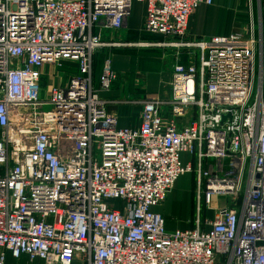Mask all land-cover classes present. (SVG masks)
<instances>
[{
    "label": "built area",
    "instance_id": "1",
    "mask_svg": "<svg viewBox=\"0 0 264 264\" xmlns=\"http://www.w3.org/2000/svg\"><path fill=\"white\" fill-rule=\"evenodd\" d=\"M136 2L144 31L201 58L173 67L170 100L145 101L132 129L93 89L92 56ZM203 4L212 0H0V264H264L263 42L255 22L247 38L186 41ZM66 62L78 74L43 101V70ZM115 79L107 59L101 88ZM195 170L199 211L225 200L208 230L169 232L153 208Z\"/></svg>",
    "mask_w": 264,
    "mask_h": 264
},
{
    "label": "crops",
    "instance_id": "2",
    "mask_svg": "<svg viewBox=\"0 0 264 264\" xmlns=\"http://www.w3.org/2000/svg\"><path fill=\"white\" fill-rule=\"evenodd\" d=\"M137 13V16H134ZM146 8L142 3H134L129 18L124 26L117 31L103 32L105 46L98 48L92 56V87L105 103L107 111L115 115L121 128L138 129L141 124L143 104L147 100H159L168 103L171 96V80L173 67L177 63L188 65L194 63L200 66L201 53L199 50L176 49L165 44L178 42L179 39L153 35L144 31ZM252 22L256 24V36L263 42V56L260 59L262 67V97L264 101V0H212L211 5L199 6L189 19L186 41L211 39L215 36L228 37L235 33H243L249 36ZM99 28L93 29L98 34ZM107 59L116 74V79L110 89L101 88L100 77L103 63ZM60 69H66L61 71ZM44 74L51 72V86L67 87L71 78L78 74L76 63L66 62L54 70L46 67ZM53 73L55 75H53ZM170 108L164 105L162 116L168 119ZM194 117V111H190L186 119L179 120L187 124ZM182 162L187 164L192 161L189 153L181 155ZM197 161L194 160L196 167ZM207 161H205V165ZM194 173V172H193ZM196 191L197 182L196 175ZM176 181L167 200L153 211L160 213L169 231L192 230L198 227L208 230L206 221L214 218V210L220 204L210 207H202L197 212L195 209L185 215L181 220H169L168 212L172 206H176L177 199L173 194L177 187ZM185 190H183L184 192ZM182 192V193H183ZM180 193V194H182ZM197 194L195 193V198Z\"/></svg>",
    "mask_w": 264,
    "mask_h": 264
},
{
    "label": "rangeland",
    "instance_id": "3",
    "mask_svg": "<svg viewBox=\"0 0 264 264\" xmlns=\"http://www.w3.org/2000/svg\"><path fill=\"white\" fill-rule=\"evenodd\" d=\"M134 16H137V13H134ZM61 71L64 72L66 71V69H60V72ZM41 87H42V93H41L42 100L46 101L48 100L47 98L48 90H50L51 88L50 72L42 76ZM52 110H53V106L50 103L45 104L43 107V111L47 112ZM194 174L195 175L197 174L196 170L194 173L193 172L187 173L178 179L177 187L173 194V198H176L178 201L176 206H172V209L170 210V212H168L169 220L170 219L177 220V218L183 220L185 218L184 216L187 215L188 217V214H190L191 210L193 209H195V212H197L196 210L197 207L199 206V203L197 196L195 198V193L197 194V191H196ZM183 190L185 191L183 192ZM224 200L225 198L223 197H214V204H221ZM15 263L16 261H14L10 256H8L7 264H15ZM23 263L25 264V262H21V264ZM73 264H88V263H86V261L83 259H76Z\"/></svg>",
    "mask_w": 264,
    "mask_h": 264
},
{
    "label": "water",
    "instance_id": "4",
    "mask_svg": "<svg viewBox=\"0 0 264 264\" xmlns=\"http://www.w3.org/2000/svg\"><path fill=\"white\" fill-rule=\"evenodd\" d=\"M227 119V116H224L222 119V122H224Z\"/></svg>",
    "mask_w": 264,
    "mask_h": 264
}]
</instances>
